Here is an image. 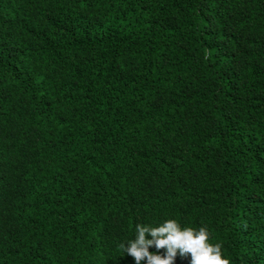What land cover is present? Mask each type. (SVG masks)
<instances>
[{"label":"trees","instance_id":"obj_1","mask_svg":"<svg viewBox=\"0 0 264 264\" xmlns=\"http://www.w3.org/2000/svg\"><path fill=\"white\" fill-rule=\"evenodd\" d=\"M169 219L264 264V0H0V264Z\"/></svg>","mask_w":264,"mask_h":264},{"label":"clouds","instance_id":"obj_2","mask_svg":"<svg viewBox=\"0 0 264 264\" xmlns=\"http://www.w3.org/2000/svg\"><path fill=\"white\" fill-rule=\"evenodd\" d=\"M209 241L206 227L198 230L181 227L176 220L169 219L158 226L137 224L134 239L122 244L121 248L134 259L135 264L143 261L146 264H175L177 255L189 258V264H231L224 258L222 245ZM150 247L156 251L150 252Z\"/></svg>","mask_w":264,"mask_h":264}]
</instances>
